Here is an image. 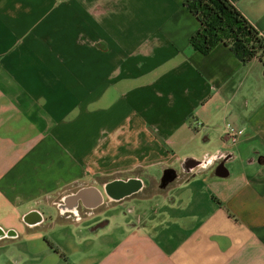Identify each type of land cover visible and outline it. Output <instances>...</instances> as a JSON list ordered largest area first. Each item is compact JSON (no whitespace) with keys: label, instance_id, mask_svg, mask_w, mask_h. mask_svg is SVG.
Returning a JSON list of instances; mask_svg holds the SVG:
<instances>
[{"label":"crops","instance_id":"0c3cea01","mask_svg":"<svg viewBox=\"0 0 264 264\" xmlns=\"http://www.w3.org/2000/svg\"><path fill=\"white\" fill-rule=\"evenodd\" d=\"M187 1L0 0V264H264V63Z\"/></svg>","mask_w":264,"mask_h":264},{"label":"trees","instance_id":"16d2710c","mask_svg":"<svg viewBox=\"0 0 264 264\" xmlns=\"http://www.w3.org/2000/svg\"><path fill=\"white\" fill-rule=\"evenodd\" d=\"M185 6L201 24L190 39L194 50L209 55L223 44L244 64L264 63V36L230 0H188Z\"/></svg>","mask_w":264,"mask_h":264},{"label":"built area","instance_id":"2783aa9c","mask_svg":"<svg viewBox=\"0 0 264 264\" xmlns=\"http://www.w3.org/2000/svg\"><path fill=\"white\" fill-rule=\"evenodd\" d=\"M229 138L235 143L237 142V135L236 133H232L229 135Z\"/></svg>","mask_w":264,"mask_h":264},{"label":"rangeland","instance_id":"374dc122","mask_svg":"<svg viewBox=\"0 0 264 264\" xmlns=\"http://www.w3.org/2000/svg\"><path fill=\"white\" fill-rule=\"evenodd\" d=\"M21 217H22V216H19V215H16L15 217H13V223H14V226L16 225V223H17L18 221H20Z\"/></svg>","mask_w":264,"mask_h":264},{"label":"water","instance_id":"95a60500","mask_svg":"<svg viewBox=\"0 0 264 264\" xmlns=\"http://www.w3.org/2000/svg\"><path fill=\"white\" fill-rule=\"evenodd\" d=\"M108 192L106 191V194H107ZM108 195V194H107ZM0 233L1 234H4L5 232L4 231H2V229H0ZM7 236L9 235V234H12V232H8V233H5Z\"/></svg>","mask_w":264,"mask_h":264},{"label":"flooded vegetation","instance_id":"af4514ba","mask_svg":"<svg viewBox=\"0 0 264 264\" xmlns=\"http://www.w3.org/2000/svg\"><path fill=\"white\" fill-rule=\"evenodd\" d=\"M82 211H83V207H80V212H81V214H82ZM80 212H79V213H80Z\"/></svg>","mask_w":264,"mask_h":264}]
</instances>
